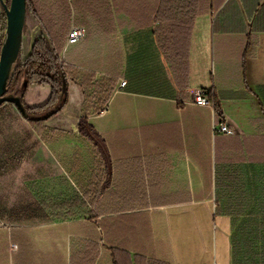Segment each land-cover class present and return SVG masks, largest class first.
Wrapping results in <instances>:
<instances>
[{
    "label": "crops",
    "instance_id": "crops-1",
    "mask_svg": "<svg viewBox=\"0 0 264 264\" xmlns=\"http://www.w3.org/2000/svg\"><path fill=\"white\" fill-rule=\"evenodd\" d=\"M146 3V29H136L133 8L117 17V82L103 111L88 117L104 146L81 139L85 97L71 81L67 106L45 124L69 134L62 140L74 152L57 164L63 173L53 180L68 188L38 195V208L58 213L82 194L84 210L100 215L0 223V264H73L87 259L77 252L88 244L98 249L90 264H264V0ZM164 36L177 38L175 49L188 55L185 75L173 73ZM100 37L67 46L61 58L97 80L109 75ZM199 90L210 105L195 104ZM50 94L32 85L25 101L40 106ZM222 123L235 134L215 130ZM37 139L43 155L61 142ZM123 214L142 217L148 236H105V221Z\"/></svg>",
    "mask_w": 264,
    "mask_h": 264
},
{
    "label": "trees",
    "instance_id": "trees-1",
    "mask_svg": "<svg viewBox=\"0 0 264 264\" xmlns=\"http://www.w3.org/2000/svg\"><path fill=\"white\" fill-rule=\"evenodd\" d=\"M3 1L9 6L11 0ZM134 2L135 4L132 6L131 0H26L27 13H30L40 24L45 35L34 42L26 62L23 65L15 66L4 98L19 99L23 109L22 112H19L22 119L29 124L44 144L52 145L69 135L60 130L50 129L45 124L60 114L67 106L71 81L83 89L85 97L82 117L78 125L81 139L85 144H91L95 147L101 144L104 146L94 128L88 124V117L91 114L103 111L110 101L117 82L119 74L116 72V65L120 59L121 47L117 39L118 15L121 13L129 14L130 8H133L132 14L134 18L136 17V29L147 28L146 0H135ZM73 25L85 28L86 37L83 44L90 42V39H88L90 35L95 33L101 35L100 38L107 45L113 66L109 75L97 80L94 73L79 71L63 61L61 55L64 50L65 53L68 50L67 40ZM5 31L6 19L3 13L0 16V51ZM176 39L167 36L160 38L161 48L165 51L166 59L173 73L177 76H183L187 70L188 55L185 60L183 52H180L177 48L175 49ZM32 85L50 88V97L43 105L31 107L26 103L25 97ZM6 105H0V121L7 115ZM96 153V155H100L98 150ZM24 158V152H17L10 157L0 154V177L19 167ZM60 206L58 213H45V209L42 207H39L38 211L48 217L54 216L62 220L87 219L92 221L96 219L97 215H100V212L93 214L84 210V196L82 194L77 199L75 198L73 202H65L64 206ZM109 215L115 217L117 214ZM125 215L127 214L122 215L121 221L119 217L116 221L113 220L114 218L105 221V236L114 238L122 235L125 239L131 236L135 238L139 236L141 239L148 236L147 227L144 226L142 217L132 214L130 216ZM137 218H140L138 219L140 225L138 230L135 227ZM77 253L86 254L87 259L73 262V264H90L98 254V249L96 246L88 244L81 247ZM123 255L126 254L123 253ZM115 264H118V262L116 261Z\"/></svg>",
    "mask_w": 264,
    "mask_h": 264
},
{
    "label": "rangeland",
    "instance_id": "rangeland-1",
    "mask_svg": "<svg viewBox=\"0 0 264 264\" xmlns=\"http://www.w3.org/2000/svg\"><path fill=\"white\" fill-rule=\"evenodd\" d=\"M2 14L0 5V16ZM44 35L40 24L27 13L23 43L28 42L33 46ZM29 55L24 56L22 49L17 65H23ZM6 112V117L0 121V154L10 157L17 152H24L25 158L19 167L0 178V223L2 226L51 224V219L38 211V195L51 196L68 188V182L60 180L56 184L53 180L61 178L63 171L56 166L59 162L66 163L67 158L72 156L73 145L61 140L57 145L46 148L43 155V146L17 108L13 104H7ZM70 187L73 188V184L70 183Z\"/></svg>",
    "mask_w": 264,
    "mask_h": 264
},
{
    "label": "water",
    "instance_id": "water-1",
    "mask_svg": "<svg viewBox=\"0 0 264 264\" xmlns=\"http://www.w3.org/2000/svg\"><path fill=\"white\" fill-rule=\"evenodd\" d=\"M0 5L6 19V31L0 51V105L13 104L19 112H22L19 99L4 98V95L7 93L10 77L21 55L27 3L26 0H11L7 6L3 0H0Z\"/></svg>",
    "mask_w": 264,
    "mask_h": 264
},
{
    "label": "built area",
    "instance_id": "built-area-1",
    "mask_svg": "<svg viewBox=\"0 0 264 264\" xmlns=\"http://www.w3.org/2000/svg\"><path fill=\"white\" fill-rule=\"evenodd\" d=\"M86 37V30L83 27H72L68 36L67 46L77 44L83 41ZM126 86L125 82H121L120 88L123 89ZM194 102L199 106H208L211 104V100L208 96V92L199 90L194 95ZM215 130L220 131L226 135H234L235 132L227 124L222 123L215 126Z\"/></svg>",
    "mask_w": 264,
    "mask_h": 264
},
{
    "label": "bare ground",
    "instance_id": "bare-ground-1",
    "mask_svg": "<svg viewBox=\"0 0 264 264\" xmlns=\"http://www.w3.org/2000/svg\"><path fill=\"white\" fill-rule=\"evenodd\" d=\"M22 49H23L24 56L29 55L30 43H28V42L23 43Z\"/></svg>",
    "mask_w": 264,
    "mask_h": 264
}]
</instances>
